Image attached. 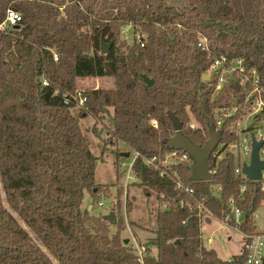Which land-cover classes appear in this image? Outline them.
<instances>
[{
    "label": "trees",
    "instance_id": "obj_1",
    "mask_svg": "<svg viewBox=\"0 0 264 264\" xmlns=\"http://www.w3.org/2000/svg\"><path fill=\"white\" fill-rule=\"evenodd\" d=\"M9 10L21 20L0 29V264H54L47 252L59 264H244L245 240L238 254L223 260L204 246L201 227L214 217L240 232H257L252 216L264 193L259 182L236 175L239 156L224 146L239 138L231 127L245 92L230 81L215 93V80L202 76L213 59L225 56L243 59L264 80V0H0V25ZM126 26L134 34L131 44L120 38ZM202 38L205 46L198 45ZM102 41L112 42L106 54L100 52ZM104 77L113 80V88H78L79 79ZM76 91L85 103L65 104L64 96ZM235 102L239 110L223 116L218 128L222 147L215 152L223 155L208 159L215 168L210 181L190 180L189 157L163 164L169 153H185L167 148L175 134L168 113L182 123L185 136L203 146L216 127V109L229 112ZM110 108L105 146L121 143L128 153H138L132 184L156 194L155 255L142 245L140 257L122 239L118 192L113 232L102 215L82 209L85 192L94 210L112 185L95 182L98 158L79 119ZM121 153L114 160L117 183ZM177 181L192 192L176 188ZM230 199L241 213L239 223ZM125 208L131 211L130 201Z\"/></svg>",
    "mask_w": 264,
    "mask_h": 264
},
{
    "label": "rangeland",
    "instance_id": "obj_2",
    "mask_svg": "<svg viewBox=\"0 0 264 264\" xmlns=\"http://www.w3.org/2000/svg\"><path fill=\"white\" fill-rule=\"evenodd\" d=\"M120 38L126 43L131 44L134 38L131 26H126L121 29ZM78 88L79 90L113 88V80L105 77L79 79ZM71 113L77 115V108L72 109ZM111 115L112 109L110 108L108 114H103L98 117L88 116L79 119L82 135L88 140L91 153L98 158L95 161L94 168L95 182L97 184L112 185L110 188V195L108 197H100L94 210L90 208L91 197L85 192L82 200V209H87L94 215H107L109 212H113L118 192L121 201V210L120 212L118 211L117 214L118 218L122 217L125 224V230L121 232L122 239L124 241L127 240L131 245H135L134 243H136L139 247H142V245L148 246L151 254L154 255V246L152 243L154 236L153 230L156 228V194L151 192L150 195H146L141 187L132 184L133 182H137V179L130 172L129 168V163L134 157V152L128 153L127 147L121 143L117 146L111 144L105 146L104 142L108 137L106 129L112 128ZM245 120V118L242 119L240 124H244ZM191 123L196 125L193 120H191ZM93 126H95V131L93 130ZM117 150L122 151L123 153L121 154H129L128 157L121 155L120 181L118 183L114 168ZM248 158V155L241 154L242 161H247ZM127 173L130 175L128 179H126ZM126 182L128 185L124 188ZM1 194L2 197H4L2 191ZM126 200L131 203L130 212H126ZM99 203H102V206H99ZM11 213L20 225L28 230L25 223L13 211ZM253 219L256 231L264 234V199L261 201ZM114 230V225L111 224V231L113 232ZM201 234L204 246L215 250L217 255L223 260H229L232 256L238 254L244 241L243 235L239 230H236L234 227L214 217H212L209 222L202 224ZM45 252L47 251L45 250ZM47 254L54 264H59L52 255L48 252Z\"/></svg>",
    "mask_w": 264,
    "mask_h": 264
},
{
    "label": "built area",
    "instance_id": "obj_3",
    "mask_svg": "<svg viewBox=\"0 0 264 264\" xmlns=\"http://www.w3.org/2000/svg\"><path fill=\"white\" fill-rule=\"evenodd\" d=\"M21 20V16L14 11H7L4 22L0 25V29L11 27L18 24ZM199 46L206 45V39L202 38L198 44ZM143 46V44H141ZM56 60V56L54 57ZM243 59H231L229 60L225 56H220L213 59L210 64L209 73L210 80L213 78L215 81L214 84V92L217 93L225 84H228L230 81L238 83L239 87L244 90L245 96L243 99V107H241V114L239 119H237L231 129L237 128L239 138L235 139L225 146V149L229 152L239 156V165L235 168L236 175L240 176L244 180H248L247 176L242 173V166L244 163L249 162V158L247 161L241 160V154H246L250 156L251 153V140L254 137L255 140H264V98L262 97V93L264 91V80H261L259 73L256 70H247L244 67ZM42 85H47V81L42 80ZM86 98L82 95L80 91H76L75 95L64 96V103L69 104L71 101L77 102L78 105H83L85 103ZM239 108L236 106V102L231 106L229 112H224V107H219L216 109V130L221 126L223 122V116H231ZM246 119L244 124H240L242 119ZM152 125L157 126L155 120H152ZM194 124H190V127H194ZM218 148L222 147V144L219 143ZM259 158L264 160V145L259 149ZM223 153H212V156H215L217 160L221 159ZM138 156V153H134V157L132 161L129 163L130 172L131 166L134 159ZM189 156L184 153L182 155H178L177 152L169 153L166 156L164 165H171L177 161H182L187 159ZM169 159V160H168ZM153 159L146 160V164H151ZM123 165V164H122ZM210 175L215 173V168L209 167ZM163 174V173H161ZM130 178V175L126 174V179ZM250 182H259L260 190L264 193V169L261 170V179L259 181H250ZM128 185L126 182L124 188ZM176 188H184L186 192H192L189 188L184 187L179 181L176 182ZM217 190L220 188L217 187ZM246 190V185L243 184L240 187V192H244ZM182 203V202H181ZM102 206V203L98 204ZM229 206L231 210V214L234 216L235 222L239 223V217L241 215L238 208L235 207L234 199H230ZM167 204H163V208H166ZM205 211V210H204ZM255 213L252 218H254ZM236 229V228H235ZM237 230V229H236ZM243 235V239L246 241V256L244 260V264H263L264 260V234L261 233H253L248 234L241 232ZM134 247H136L137 254L141 257L143 253V247H139L136 243H134Z\"/></svg>",
    "mask_w": 264,
    "mask_h": 264
},
{
    "label": "water",
    "instance_id": "obj_4",
    "mask_svg": "<svg viewBox=\"0 0 264 264\" xmlns=\"http://www.w3.org/2000/svg\"><path fill=\"white\" fill-rule=\"evenodd\" d=\"M112 42L104 43L101 42L100 52L101 54H106L111 47ZM143 81L147 86L153 85V80L142 75ZM203 81L210 80V74H204L202 76ZM169 119L172 123L175 134L169 138L166 142L167 148L170 150H182L191 159L190 170V180L193 182H205L211 180V175L209 171L208 159L217 148L221 140L220 130H216L213 126L209 131V138L203 146L196 145L190 138L182 133V123L173 114L168 113ZM264 145V140H255L252 137L251 140V153L249 156V162L244 163L242 166V173L245 174L249 181H259L261 179V170L264 169V160L259 158V149ZM124 157H128V153L121 154ZM90 209V208H89ZM103 219L112 225L116 224V216L114 212H109L107 215L103 216ZM128 241L125 240V243Z\"/></svg>",
    "mask_w": 264,
    "mask_h": 264
},
{
    "label": "crops",
    "instance_id": "obj_5",
    "mask_svg": "<svg viewBox=\"0 0 264 264\" xmlns=\"http://www.w3.org/2000/svg\"><path fill=\"white\" fill-rule=\"evenodd\" d=\"M155 253H156V248L154 247V255H155Z\"/></svg>",
    "mask_w": 264,
    "mask_h": 264
}]
</instances>
